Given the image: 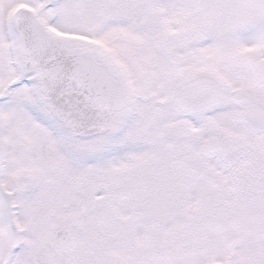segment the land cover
Returning <instances> with one entry per match:
<instances>
[{
	"label": "snow or ice",
	"instance_id": "6c2138e0",
	"mask_svg": "<svg viewBox=\"0 0 264 264\" xmlns=\"http://www.w3.org/2000/svg\"><path fill=\"white\" fill-rule=\"evenodd\" d=\"M0 264H264V0H0Z\"/></svg>",
	"mask_w": 264,
	"mask_h": 264
}]
</instances>
